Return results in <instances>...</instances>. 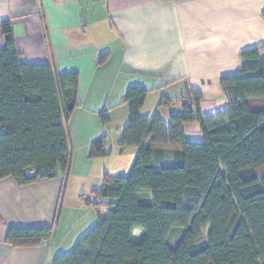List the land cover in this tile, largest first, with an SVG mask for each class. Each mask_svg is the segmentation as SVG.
<instances>
[{"label":"trees","instance_id":"1","mask_svg":"<svg viewBox=\"0 0 264 264\" xmlns=\"http://www.w3.org/2000/svg\"><path fill=\"white\" fill-rule=\"evenodd\" d=\"M0 27V178L27 184L61 176L65 185L78 72L22 61L11 20ZM240 57V69L220 78L227 105L210 115L199 111L200 93L193 91L191 102L182 100L168 120L158 109L144 116L140 109L154 87H127L119 101L129 113L118 148L136 147L130 168L121 175L105 172L100 186L81 193L97 220L50 264H264V55L256 46ZM173 99L163 95L158 106L171 107ZM109 109H99L102 122ZM186 121L199 122L201 140L186 137ZM106 137L91 141L88 157L110 154ZM52 231L9 226L5 241L37 245Z\"/></svg>","mask_w":264,"mask_h":264},{"label":"crops","instance_id":"2","mask_svg":"<svg viewBox=\"0 0 264 264\" xmlns=\"http://www.w3.org/2000/svg\"><path fill=\"white\" fill-rule=\"evenodd\" d=\"M8 19L22 61L78 72L79 102L67 128L70 144L79 138L84 152L96 137L85 105L105 98L108 122L124 118L125 125L129 107L119 101L138 82L154 87L140 109L144 116L158 109L168 120L170 111L181 110L182 100L191 102L193 91L200 93L199 111L210 115L227 105L220 78L240 69V52L259 46L264 55V0H0V22ZM108 87L115 90L113 101L103 91ZM163 95L174 97L171 107L158 106ZM75 117L79 128L72 131ZM183 129L189 140L202 139L199 122L186 121ZM63 192L61 176L27 184L0 178V264H50ZM9 226H52L53 231L37 245L13 246L5 241Z\"/></svg>","mask_w":264,"mask_h":264},{"label":"rangeland","instance_id":"3","mask_svg":"<svg viewBox=\"0 0 264 264\" xmlns=\"http://www.w3.org/2000/svg\"><path fill=\"white\" fill-rule=\"evenodd\" d=\"M103 91H107L111 97L110 101H113L115 90L108 87ZM105 103L104 98L102 103L98 104L100 108L98 105H85L83 110H86L91 118L88 122V128L96 136L94 139L102 134L107 135L106 144L110 148V154L101 157H88V151L84 152V145L79 141V138L73 140L70 174L65 182L64 192L58 207L59 217L57 221H59V225L54 228L50 242L54 254L69 252L75 241L97 220L96 209L83 201L81 193H89L91 188L100 186L105 172L114 175L127 173L135 156L133 145L127 146L122 153L118 148V140L125 122L124 118L122 120L114 119L110 122L101 121L99 109L104 107ZM148 103L150 102L148 101ZM94 108L96 109L94 110ZM92 115L94 116L92 117ZM77 117L74 118L73 124L70 126L72 131L79 128L75 125ZM69 124L68 122V127ZM137 236H140L138 229L134 230V237ZM171 241L173 242V240Z\"/></svg>","mask_w":264,"mask_h":264}]
</instances>
